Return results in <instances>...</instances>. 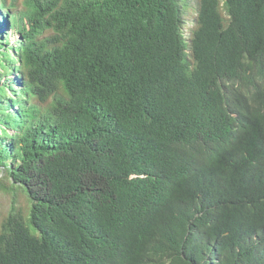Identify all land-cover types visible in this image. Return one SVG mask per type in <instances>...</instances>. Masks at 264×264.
I'll use <instances>...</instances> for the list:
<instances>
[{
  "label": "trees",
  "instance_id": "obj_1",
  "mask_svg": "<svg viewBox=\"0 0 264 264\" xmlns=\"http://www.w3.org/2000/svg\"><path fill=\"white\" fill-rule=\"evenodd\" d=\"M16 1L0 264H264V0Z\"/></svg>",
  "mask_w": 264,
  "mask_h": 264
},
{
  "label": "rangeland",
  "instance_id": "obj_2",
  "mask_svg": "<svg viewBox=\"0 0 264 264\" xmlns=\"http://www.w3.org/2000/svg\"><path fill=\"white\" fill-rule=\"evenodd\" d=\"M178 2L182 21V35L184 36L186 42L189 43L190 39L192 38V33L196 28L195 17L198 8V0H178ZM221 2L222 1L220 0V5ZM15 5L17 6V8H21L22 0H17ZM220 12L223 19L227 20V15L224 10L220 9ZM1 15L5 16L2 11ZM6 33H8V40L6 41L7 45L5 46V48L11 49L10 47H17L15 46L16 33L9 30H6ZM45 34L46 32L43 35ZM1 38L4 41L3 35H1ZM11 52L12 55L16 57L17 53L13 50H11ZM13 74L14 75L11 76V83L20 87L21 79H19V76L15 73ZM5 95L10 96L12 95V93L11 91H6ZM16 108L17 106L14 109ZM27 208L28 203L26 201V196L23 190H18L16 188L11 190L9 180L6 177H3V172L0 168V223L11 211L20 210L21 212L25 213Z\"/></svg>",
  "mask_w": 264,
  "mask_h": 264
},
{
  "label": "clouds",
  "instance_id": "obj_3",
  "mask_svg": "<svg viewBox=\"0 0 264 264\" xmlns=\"http://www.w3.org/2000/svg\"><path fill=\"white\" fill-rule=\"evenodd\" d=\"M221 1H222V0H221ZM219 2H220V0H219ZM221 4H222V2H221ZM198 9H199V0H198V8H197V12H198ZM224 12H225V11H224ZM196 18H197V13H196V17H195V26L197 27ZM181 25H182V23H181ZM195 29H196V28H195ZM180 32H181V35H182L181 27H180ZM194 32H195V30L193 31V33H194ZM193 33H192V38L190 39L189 43L186 42L184 36L182 35L183 38H184V40H185L186 45L188 46L187 49L185 50V53H186V55L188 56V59H189V60H191L190 57H189V55L191 54V45H190V43H191V40L193 39ZM14 48H16V47H14ZM190 68H193V65H192V64H190Z\"/></svg>",
  "mask_w": 264,
  "mask_h": 264
}]
</instances>
